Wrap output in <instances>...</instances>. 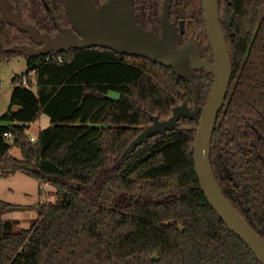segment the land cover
Wrapping results in <instances>:
<instances>
[{
  "label": "trees",
  "instance_id": "trees-1",
  "mask_svg": "<svg viewBox=\"0 0 264 264\" xmlns=\"http://www.w3.org/2000/svg\"><path fill=\"white\" fill-rule=\"evenodd\" d=\"M10 1L41 32L72 26L65 0ZM163 2L132 0L137 22L159 35ZM170 5L178 45L192 37L212 60L202 0ZM225 9L233 72L211 162L227 198L264 240V0H221V17ZM22 44L37 46L0 10V64L21 55L28 66L13 77L11 105L0 114V175L24 172L49 182L56 199L33 205L38 216L28 228L4 217L21 207L0 199V264H263L201 188L192 151L201 113L182 117L117 164L153 123L150 115L166 120L180 100L205 105L212 72L194 71L196 98L192 83L143 57L103 47L39 56L11 50ZM42 113L51 123L32 141L26 131ZM16 145L21 159L10 152Z\"/></svg>",
  "mask_w": 264,
  "mask_h": 264
},
{
  "label": "water",
  "instance_id": "water-1",
  "mask_svg": "<svg viewBox=\"0 0 264 264\" xmlns=\"http://www.w3.org/2000/svg\"><path fill=\"white\" fill-rule=\"evenodd\" d=\"M206 30L213 51L212 60L203 58L197 43L192 37L178 45L176 23L170 20V0H164L161 16V34L144 28L137 22L132 0H107L97 6L94 0H65L71 27L60 28L52 35L33 23L25 22L21 13L13 10L10 0H0V10L8 23L20 31L29 33L37 46L15 45L12 51L25 52L28 56L48 55L51 52L70 51L89 47H103L120 54L143 57L155 63L170 67L178 80L186 79L192 83L196 98L200 86L194 80V71L205 69L214 76L212 89L205 105L196 103L191 108L186 102L177 104L172 115L160 120L150 115L152 124L145 127L123 151L118 160L130 157L137 146L147 142L150 137L173 130L180 125L182 117L197 119L193 148L197 176L209 203L227 226L239 235L264 264V240L236 210L223 192L215 176L211 162V145L219 115L226 104L232 82V60L222 26L228 27L232 20L229 9L221 17V0H202ZM181 32H184L181 21Z\"/></svg>",
  "mask_w": 264,
  "mask_h": 264
},
{
  "label": "rangeland",
  "instance_id": "rangeland-1",
  "mask_svg": "<svg viewBox=\"0 0 264 264\" xmlns=\"http://www.w3.org/2000/svg\"><path fill=\"white\" fill-rule=\"evenodd\" d=\"M27 68V59L21 55L0 64V114L8 110L11 105L10 100L14 87L13 77L16 74L22 75L27 71ZM31 87L34 90L36 89L35 84H32ZM109 95L114 98L119 97V93L114 91L110 92ZM180 103H182L181 100L179 101ZM50 123L49 116L42 113L40 120L32 123L26 132L29 137H37L39 130L49 126ZM10 152L16 158H22V152L17 145L13 146ZM45 184L24 172L0 175V199L7 203L20 205V210H14L12 213L9 211L12 215L15 214L20 218H29L34 204L38 202H53L56 199V188ZM44 189L46 190L44 191ZM9 212L3 214L5 218H7ZM35 220L28 219V222L30 224Z\"/></svg>",
  "mask_w": 264,
  "mask_h": 264
},
{
  "label": "crops",
  "instance_id": "crops-1",
  "mask_svg": "<svg viewBox=\"0 0 264 264\" xmlns=\"http://www.w3.org/2000/svg\"><path fill=\"white\" fill-rule=\"evenodd\" d=\"M18 107L17 106H15L14 107V109H17ZM42 115V114H41ZM40 118H41V116H40ZM40 118L37 120V121H39L40 120ZM34 123V122H33ZM32 124V123H31ZM30 124V125H31ZM50 125V124H49ZM41 130V129H40ZM39 130V131H40ZM39 133V132H38ZM37 138V137H36ZM50 186H52V184L51 183H48ZM44 190H46V189H44ZM50 191V190H49ZM34 205H36V204H34ZM20 206V205H19ZM18 210H20V209H18ZM32 213H31V215H30V217L29 218H20L19 216H17V215H15V214H11L12 213V211H11V213L9 212V214H8V216H7V218H9V219H15V220H18V224H17V227L18 228H28V227H30L31 226V224H32V222L29 224V222H28V219H30V220H32V219H36L37 218V216H38V209L36 208V207H33L32 206ZM15 213V212H14Z\"/></svg>",
  "mask_w": 264,
  "mask_h": 264
},
{
  "label": "built area",
  "instance_id": "built-area-1",
  "mask_svg": "<svg viewBox=\"0 0 264 264\" xmlns=\"http://www.w3.org/2000/svg\"><path fill=\"white\" fill-rule=\"evenodd\" d=\"M47 59H49V57H47ZM59 59L62 60L61 56H59ZM5 135H6V137H8L9 139H11V138L13 137V134L10 133V132H6ZM30 139H31L32 141H36L37 138H36L35 136H31ZM44 183L48 184L49 182H44ZM46 184H45V185H46ZM44 191H45V190H44Z\"/></svg>",
  "mask_w": 264,
  "mask_h": 264
}]
</instances>
